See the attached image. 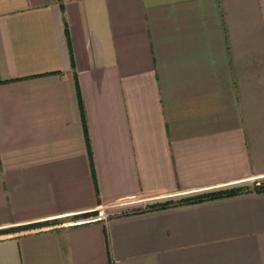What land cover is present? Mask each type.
<instances>
[{"label": "crops", "instance_id": "0c3cea01", "mask_svg": "<svg viewBox=\"0 0 264 264\" xmlns=\"http://www.w3.org/2000/svg\"><path fill=\"white\" fill-rule=\"evenodd\" d=\"M262 184L264 0H0V264H264Z\"/></svg>", "mask_w": 264, "mask_h": 264}, {"label": "trees", "instance_id": "16d2710c", "mask_svg": "<svg viewBox=\"0 0 264 264\" xmlns=\"http://www.w3.org/2000/svg\"><path fill=\"white\" fill-rule=\"evenodd\" d=\"M244 190L245 189H243V188H234V189H230V190L222 191V192L207 193V194H203V195H200L197 197L184 199L182 201L177 202L176 204L194 203V202H201V201H204L207 199H215V198H219V197H223V196H233V195H236V194L243 192ZM254 190L257 192H264V184L254 187ZM173 204H175V203L167 202V203L153 204V205H149L145 209H143V210L141 209V210L146 211V210H155V209H160V208H166V207H169ZM133 212H138V211H133Z\"/></svg>", "mask_w": 264, "mask_h": 264}, {"label": "rangeland", "instance_id": "374dc122", "mask_svg": "<svg viewBox=\"0 0 264 264\" xmlns=\"http://www.w3.org/2000/svg\"><path fill=\"white\" fill-rule=\"evenodd\" d=\"M104 215H106V213H104Z\"/></svg>", "mask_w": 264, "mask_h": 264}]
</instances>
